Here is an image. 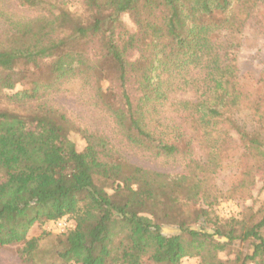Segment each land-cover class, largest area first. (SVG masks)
<instances>
[{
  "label": "trees",
  "instance_id": "1",
  "mask_svg": "<svg viewBox=\"0 0 264 264\" xmlns=\"http://www.w3.org/2000/svg\"><path fill=\"white\" fill-rule=\"evenodd\" d=\"M257 1L80 0L72 9L64 0H17V15L2 8L0 90L28 88L8 96L24 112L0 108V246L20 244L22 264H264V201L229 217L215 210L228 194L250 196L256 174L264 188V92L253 93L237 66ZM74 79L92 88L128 146L183 159V169L130 163L108 135L34 105ZM241 110L259 136L238 122ZM232 132L246 162L223 190L213 174ZM195 144L203 155H193ZM59 220L58 233L28 236ZM46 234L57 243L43 251ZM237 242L251 246L233 250Z\"/></svg>",
  "mask_w": 264,
  "mask_h": 264
},
{
  "label": "rangeland",
  "instance_id": "2",
  "mask_svg": "<svg viewBox=\"0 0 264 264\" xmlns=\"http://www.w3.org/2000/svg\"><path fill=\"white\" fill-rule=\"evenodd\" d=\"M64 1L72 9L78 6L80 2V0ZM2 8L8 9V14L17 15L22 12V8L19 7L17 0H0V11H2ZM248 10L249 16L246 17L243 24L240 33V45L237 50L238 75L241 81L247 84L248 88L254 89L253 93L260 94L264 92V0H258ZM123 20L127 27H133L128 15H123ZM1 28L2 22L0 18ZM24 88H28V84H17L14 89L0 90V108L24 112L22 110V101L8 97ZM38 103L46 104L59 110L79 127L96 129L108 135L111 142L130 163L160 172H177L183 169V159H154L148 154L128 146L107 112L97 104L92 88L88 85H82L77 79L62 82L57 90L49 91L45 96L39 97L34 101V105ZM165 113L168 115L173 114L170 112ZM236 118L239 123L246 125L251 138L258 135V130L254 129V120L250 111L241 110L236 114ZM232 136L231 145H229L227 152L224 154L226 157L223 159V166L217 168V171L213 174L217 186L223 190H226L237 178L239 170L246 162V157L237 152L238 134L232 132ZM71 138L75 141L78 149L83 148L84 140L79 133L73 131ZM193 148L194 156L198 157L204 154L197 144ZM255 177L256 183L251 188L250 196L230 197L231 194H228L229 197L215 207L216 213L220 217H229L237 214L243 207L251 205L253 198L258 201H264V188H261L262 182L258 179L259 175L256 174ZM43 230L54 233L60 231L56 223H44L42 225H34L30 232H28V236L38 235ZM163 231L173 233L177 231V228L173 225H165ZM53 235H44L41 241V249L43 251L50 250L57 243ZM250 246L248 243L237 242L232 249L243 248L244 250H249ZM19 247L20 244L0 246V264H22L18 253ZM221 255L225 257L224 253ZM232 256L233 253H229L228 257ZM197 261L195 257H185L181 260L180 264H196Z\"/></svg>",
  "mask_w": 264,
  "mask_h": 264
},
{
  "label": "built area",
  "instance_id": "3",
  "mask_svg": "<svg viewBox=\"0 0 264 264\" xmlns=\"http://www.w3.org/2000/svg\"><path fill=\"white\" fill-rule=\"evenodd\" d=\"M65 225H66V221H64V220H59L56 222V226L59 228V230H63Z\"/></svg>",
  "mask_w": 264,
  "mask_h": 264
}]
</instances>
